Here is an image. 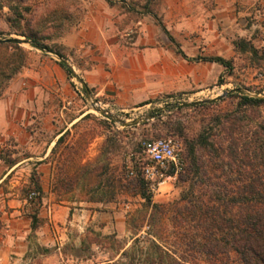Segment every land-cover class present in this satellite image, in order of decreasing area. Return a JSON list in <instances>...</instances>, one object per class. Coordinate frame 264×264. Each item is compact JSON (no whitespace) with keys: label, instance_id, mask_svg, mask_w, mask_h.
Masks as SVG:
<instances>
[{"label":"crops","instance_id":"0c3cea01","mask_svg":"<svg viewBox=\"0 0 264 264\" xmlns=\"http://www.w3.org/2000/svg\"><path fill=\"white\" fill-rule=\"evenodd\" d=\"M192 1L207 0H163L165 20L186 17ZM208 1L215 3L211 15L218 18L232 14L237 2H256ZM128 2L80 0L76 14L56 29L63 35L57 43L64 57L78 67L96 99L129 112L218 76L220 64L188 63L170 50L177 40L168 29L171 41L164 42L147 17L133 20ZM133 31L138 35L130 37ZM88 108L86 93L56 58L44 55H35L0 97V264H115L120 258L123 248L112 257L102 243L87 238L121 232L122 208L91 200L83 185L69 188L62 182L70 172L65 163L84 165L101 153L102 136L73 149H79ZM33 174L41 188L35 203L21 194ZM102 207L101 213L94 210ZM39 248L42 253H32Z\"/></svg>","mask_w":264,"mask_h":264},{"label":"rangeland","instance_id":"374dc122","mask_svg":"<svg viewBox=\"0 0 264 264\" xmlns=\"http://www.w3.org/2000/svg\"><path fill=\"white\" fill-rule=\"evenodd\" d=\"M128 4L127 9L133 12L131 18L141 20L147 17L148 25L154 26L155 31L163 35L161 38L164 42L171 41L165 31V28L168 29L177 40L175 43L170 42L169 49L188 63H197L195 61L200 57H223L232 62V68L226 69L220 65L218 76L213 75L212 80L204 81L201 86L196 85L183 92L162 94L150 104L129 112L113 109L97 99L104 109L112 111L127 123L147 115L155 116L154 119L133 127L123 126L107 118L94 110L93 102L89 103L90 117L84 122V131L78 142L79 149H73L78 152L90 139L102 136L104 141L101 153L96 160L84 165L77 161L65 163L70 171L66 173L74 181L72 185L62 182L69 188L83 185L91 200L116 202L122 208L124 225L121 232L107 236L95 233L87 238L88 241L102 243L112 257L121 248L128 249L132 245L138 229L141 230L139 236H147V232L151 231L170 242L176 241L177 236L181 237L185 233L183 229L187 227L188 230V226L184 225V217L179 213L185 205V200H182L183 193L194 189L196 195L204 194L208 197L219 188V183L239 178L237 173H231L227 158L230 131L235 122L232 119L238 117L239 121L235 124L241 127V131L236 137L241 138L264 118V109L241 106L242 96L264 93V5L259 0L253 6L237 2L232 14H224L219 18L215 14L211 15L215 3L208 0L192 1V10H188L186 17L167 20L162 12L163 0H129ZM79 7L80 0H0V39L27 40L20 35L25 33L41 40L49 47L48 50L62 52L57 41L63 35L56 29L70 21V16L76 14ZM204 9L207 11L204 12ZM137 35L138 32L133 31L130 37ZM20 46L28 55L26 67L34 60L35 55L52 57L31 45ZM253 48L257 49V54L252 52ZM73 67L81 76L78 67ZM202 67L204 72L205 68ZM70 77L84 92L79 81L72 74ZM226 91L232 92L215 103L183 106L184 103L216 99ZM169 137H175L182 143L181 154L186 168L178 174L168 173L157 181L154 188L147 182L145 198L140 190V181L128 176L127 166L132 159H143V140ZM192 146L204 163L205 171L197 178L184 181L190 165L189 151ZM8 164L7 162L4 166ZM122 181L131 184V187L122 190ZM35 182L33 174L30 178L31 184H25L21 194L29 199ZM8 183L9 180L5 184ZM4 191H8L6 187ZM3 199L4 196H0V205ZM148 199L163 207L160 213L152 215L153 210L148 205ZM102 209L105 208L94 210L101 213ZM180 224L183 226L180 227ZM1 228L0 221V235ZM1 248L0 243V250ZM42 252L40 248L32 251L35 254Z\"/></svg>","mask_w":264,"mask_h":264},{"label":"trees","instance_id":"16d2710c","mask_svg":"<svg viewBox=\"0 0 264 264\" xmlns=\"http://www.w3.org/2000/svg\"><path fill=\"white\" fill-rule=\"evenodd\" d=\"M108 1L112 3V0ZM20 35L35 46L49 48L32 35ZM55 52L64 56L59 50ZM252 52L258 53L254 48ZM27 58L26 51L20 45L0 42V97L9 83L26 67ZM196 61L232 68V62L223 57H200ZM61 66L71 76L63 63ZM241 106L264 109V98L242 96ZM232 120L239 121L238 117ZM235 122L230 131L227 158L231 173H237L239 178L219 183V188L208 197L196 195L194 189L186 190L182 196L185 205L179 213L184 217V225L188 226V230L186 227L181 237L177 236L176 241L170 242L151 231L147 232V236H139L141 230L137 226L139 232L133 237L132 245L128 249L123 248L115 264H264V118L243 138L236 137L241 127ZM189 155L190 165L184 181L197 178L205 171L195 147H191ZM136 179L140 181V190L147 198V180L141 171ZM62 181L72 185L74 179L67 175ZM120 186L126 190L131 184L122 181ZM34 191H41L37 181ZM148 205L152 207V215L160 213L163 208L153 204L150 199Z\"/></svg>","mask_w":264,"mask_h":264},{"label":"built area","instance_id":"2783aa9c","mask_svg":"<svg viewBox=\"0 0 264 264\" xmlns=\"http://www.w3.org/2000/svg\"><path fill=\"white\" fill-rule=\"evenodd\" d=\"M143 159H133L127 166V173L130 178H136L141 171L152 188L157 181L168 173H181L186 168L182 156V143L175 137L163 139H146L141 143ZM38 193L33 191L29 195L32 203L36 202Z\"/></svg>","mask_w":264,"mask_h":264},{"label":"water","instance_id":"95a60500","mask_svg":"<svg viewBox=\"0 0 264 264\" xmlns=\"http://www.w3.org/2000/svg\"><path fill=\"white\" fill-rule=\"evenodd\" d=\"M0 42H4V43H12V44H18V45H31L33 47H36L39 50H42L43 52H45L48 55H51L52 57L56 58L60 63H63L67 69L70 70L71 74L79 81V83L83 86L84 88V92L87 95V99L89 101V103H92V106L94 108L95 111L105 115L107 118L109 119H113L117 122H119L121 125L126 126V127H133L136 126L144 121H149L151 119H154L155 116L153 115H147L144 118L134 121L132 123H127L126 121H124L123 119L119 118V116H117L116 114H114L112 111L108 110V109H104L101 106V103L97 100L94 99V96L92 94V92L90 91V89L88 88V86L86 85V83L83 81V79L76 73V71H74V67L73 65L70 63V61L64 57L59 55L58 53L48 50L42 46H35L33 44L32 41L30 40H26V39H20V38H7V39H0ZM232 91H226L224 93H222L219 97H217L216 99H206V100H201L198 102H189V103H184L183 106H194V105H199V104H211V103H215L217 101L222 100L223 98H225L226 96H228ZM250 97H256V98H264V93L260 94V95H254V96H250Z\"/></svg>","mask_w":264,"mask_h":264}]
</instances>
